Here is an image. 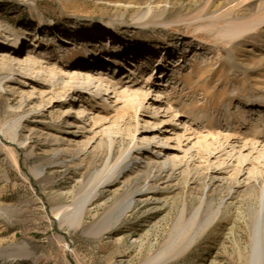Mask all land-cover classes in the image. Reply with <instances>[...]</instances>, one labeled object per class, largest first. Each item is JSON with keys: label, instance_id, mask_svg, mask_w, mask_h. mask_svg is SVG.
I'll list each match as a JSON object with an SVG mask.
<instances>
[{"label": "rangeland", "instance_id": "1", "mask_svg": "<svg viewBox=\"0 0 264 264\" xmlns=\"http://www.w3.org/2000/svg\"><path fill=\"white\" fill-rule=\"evenodd\" d=\"M262 15L247 30L230 33V24ZM22 37L23 51L15 54L14 42ZM201 44L198 55L180 59L185 46L198 51ZM166 45L177 47L168 46L176 54L173 65L160 57ZM87 48L101 61L116 62L95 65ZM32 56L41 60L38 69L30 66ZM27 57L29 67L21 62ZM80 65H95V74L107 71L124 90L138 92L136 101L149 109L139 114L140 125L113 88L105 95L101 81L81 78L87 88L95 83L89 90L94 96L83 95L82 88L74 94L71 79L61 76ZM150 97L162 100L164 109L179 110L183 125L201 136L245 129L247 114L236 112L238 104H260L253 111L264 114V0H0V264H249L254 226L264 231V217L256 216L261 186L238 188L237 172L229 171L210 182L208 162L195 165L184 152L178 156L190 169L171 185L152 183L137 166L111 180V165L133 134L141 147L146 138L163 145L148 131H163L150 117ZM100 102L126 113L121 120L127 124L116 125L108 166V145L94 142L100 130L115 127L100 124L116 111H100ZM91 109L99 124L84 119ZM148 183L157 189V202L136 194L138 203L106 229L115 205ZM95 185L101 194L87 206L83 225L56 219L57 207L76 208Z\"/></svg>", "mask_w": 264, "mask_h": 264}, {"label": "bare ground", "instance_id": "2", "mask_svg": "<svg viewBox=\"0 0 264 264\" xmlns=\"http://www.w3.org/2000/svg\"><path fill=\"white\" fill-rule=\"evenodd\" d=\"M262 17L263 15L259 18H255L252 21L248 20L244 22H239V21L234 22V24L229 25V28L231 30L230 33L238 35L240 32L247 30L249 27L253 26L255 23L257 24V22L258 23L261 22V20L259 19ZM254 21L256 22L252 25ZM22 39L23 37L21 39L18 38L14 42L17 48V51L15 52V54H19L23 51ZM62 41H64L63 43L69 42V40L67 39L62 40ZM92 44L93 43H90V46ZM196 47H198V51L197 50L193 51V48L195 47L185 46V49L186 51L188 49H191L189 50L190 52H196L195 55H198L204 49V47L202 44ZM86 50L88 51V54L90 55L89 61H92L93 64H95V62L98 64L103 63V62H109V63L116 62V60L111 59V57L105 58L104 61L103 60L101 61V59H99L101 58V56L98 55L97 51L90 49V48L89 49L87 48ZM27 59H29V57L23 58L21 62L24 66L29 67V62L27 61ZM38 59L39 58L33 57L32 63H30V66L36 67L40 63L39 61H41L40 59L39 60ZM141 59L144 60V59H147V57H144ZM164 62L162 61V63H160L161 68H165ZM142 64L146 65L147 63L143 61ZM95 65L77 66L76 73L74 72L75 74L73 73V75H69V76L62 75L61 77L71 79V82L74 84L73 93L76 92L74 94H77L78 92H80L81 89L79 90L78 88H82L85 90V91H82L83 95L86 94L89 96H94L92 92L89 90H92L93 88L96 87L95 83L97 81H101V88L104 89L106 96H109L112 93L108 91V88H113V91L116 93L115 97H118L120 99H125V101L127 102V106L125 108H129L128 111L130 109L133 111V115L135 116L134 118L137 122V125H140L139 114L142 115L143 113H149V109L147 107L148 105L147 106L144 105L145 101L142 100L141 102H137L136 99H139V93L136 91L132 92L131 89L124 90L122 87L124 85H122V83L120 84L119 82H113L112 80L114 79L116 81V79L114 77L107 75L106 73L107 71L99 69L100 71L99 74H95L93 72L94 71L93 68H95ZM85 66L88 67V69L90 70L85 68ZM36 68L38 69V67ZM86 76H88L89 78L91 77L92 79H96L94 85L91 86V89L90 87L87 88L86 85L83 83V81L82 82L79 81V79L81 78L84 79ZM136 82L138 81H134V83L132 84L138 85L139 83L137 84ZM43 83L45 84V82ZM119 85L121 86L119 87ZM32 89L36 90V87H33ZM147 94H148V90H146L145 92L146 96ZM146 103L147 104L149 103V105L150 106L152 105L154 108L155 114H152V115L150 114L151 118L156 119L153 121V124H156V122L157 123L159 122L157 127L161 126V130H163L162 134H158V135L157 133L159 129L157 128L155 130L153 128L154 126L150 128L148 131L150 132L153 138H156L155 140L157 139L161 140L163 145L155 146L154 144H149L148 142L149 138L148 139L146 138V142L141 147L138 145L137 141H134L136 134H133V140H132L131 145L125 151H123L122 154L117 155V157L115 158V162L111 165V168H114V177L111 178V180L113 181L118 180L120 175H122L124 171L129 170L130 168H133L134 166H137L138 171H143L142 175H144L145 173L146 175L151 176L150 180H152V183L161 181V180L164 183H168V184L172 182L174 183L175 181L179 180V177L182 176L185 172H187V169L189 168L188 166L189 163L186 162L187 163L186 170L185 168L183 169L184 163H182V159H180L178 156L179 152H184L185 153L184 156L189 155L187 156L188 161H191V163L195 165L196 163L208 162V166H206V168L209 173L210 182L222 181L225 178V174L229 171V175L231 173L237 172L236 175L239 176V179L234 181V184L238 188L261 186L262 192H261V195L259 196V208L256 211V216L258 217L257 219H261L264 217V114L255 113L253 111V109H257V107L259 108L261 106L260 104L249 102L243 105H240V104L237 105L236 112H244V114H247V116L245 117V121H244V124L247 125L246 127L248 128L247 130L246 128L243 129L242 127V129L239 128L238 131L233 129L232 132L228 134H222V133L215 134V135L212 134L209 137V136L199 135L196 129H193L192 127L189 129V126H187V124L183 125L184 123L183 118H185L186 116L184 114H180L179 110H173L172 107L168 109L166 108L164 109L163 106L165 104L163 103L162 100L150 97L148 101H146ZM106 104L107 103L105 102H102L100 104L101 106L100 109H102L100 111L105 112V113L106 112L113 113V111L115 110V107L113 106L111 107ZM84 110H82L81 112H84ZM92 110L94 109H91L89 113H87L88 115L87 114L85 115L84 119L87 121L90 119H94L96 121L95 123L99 124L98 121L102 119L101 117H98V118L95 117V113L92 112ZM118 111H116L113 117L114 119L111 118L112 120H110V117H109L110 121L107 124L105 122L103 124H100V126L115 125V127H111L112 129L108 128L105 130H100L101 138L98 141L96 140L94 142L98 145L104 144V143L108 145V151H109L108 153L110 154L107 159V163H106L107 166L111 163V159L113 158L112 154L115 152V144L117 141L115 134L119 131L116 125L127 124L125 123V120H121V117L122 116L124 117L126 115L125 111L120 112L122 113L121 115L118 113ZM156 113L158 114V116L163 117L161 121H159V118L156 115ZM240 114L242 115L243 113H240ZM103 120H105V118ZM36 121H39V120L36 119ZM130 128L131 127L128 126V129ZM110 129L112 130L111 135H109ZM145 130L146 128L143 129V132H145ZM138 131L139 130L137 129V132ZM170 141L176 142V145L170 144L169 143ZM87 143L90 145L91 141ZM96 144L93 147H95ZM140 150H146V155L144 154V156H139L138 154L140 153ZM176 158L179 161H177ZM201 166L203 167V165ZM138 177H139V174L137 175V178ZM230 182H232V179ZM137 183L138 181L136 179V184ZM152 183H148V186L145 188H141V189L138 188L134 190L130 194V196L127 198V200H125V204L118 205L119 203H117L115 207L113 208L112 213L110 214V217L108 220V226H106L107 227L106 229H110L114 226H117L123 220V218L127 215V213L136 205L137 195L138 196L140 194L146 195L147 198L144 200H141L145 203L157 202V199L155 197V193L157 189L154 187V185H152ZM95 186L96 187L94 191L92 189L93 193L87 194L88 198H86L84 202H79L78 205L77 203L76 205L74 204V206H77L76 208L70 209L71 205L57 207L55 210L56 219H58L62 224L68 223L69 221L68 219H71L72 222L69 221L70 222L69 225L71 227H80L81 225H83L87 206L96 197H98L101 194L99 190L100 186L99 185H95ZM260 228L261 227L258 225L254 226L256 240L254 243L253 253L251 254L249 264H264V231L262 230L260 231ZM90 230L92 231V229Z\"/></svg>", "mask_w": 264, "mask_h": 264}]
</instances>
